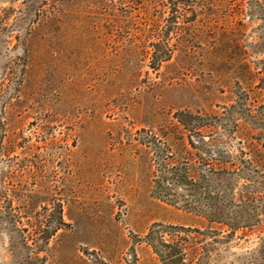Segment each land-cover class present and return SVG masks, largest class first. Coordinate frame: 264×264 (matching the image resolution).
<instances>
[{
	"label": "rangeland",
	"instance_id": "374dc122",
	"mask_svg": "<svg viewBox=\"0 0 264 264\" xmlns=\"http://www.w3.org/2000/svg\"><path fill=\"white\" fill-rule=\"evenodd\" d=\"M59 3L0 0V264H264V0Z\"/></svg>",
	"mask_w": 264,
	"mask_h": 264
},
{
	"label": "trees",
	"instance_id": "16d2710c",
	"mask_svg": "<svg viewBox=\"0 0 264 264\" xmlns=\"http://www.w3.org/2000/svg\"><path fill=\"white\" fill-rule=\"evenodd\" d=\"M53 3H55V5L57 6H60L61 4L59 3V0H57V2H55V0H51ZM36 21L35 22H39L41 20V17L44 16L45 18L44 19H48V20H52V19H57V15L53 14L52 15H49V14H44V12H42V10H38L37 13H36ZM174 258L172 259H175V256H173Z\"/></svg>",
	"mask_w": 264,
	"mask_h": 264
}]
</instances>
